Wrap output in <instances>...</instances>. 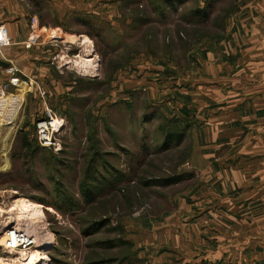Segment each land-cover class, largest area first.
<instances>
[{"label": "rangeland", "instance_id": "374dc122", "mask_svg": "<svg viewBox=\"0 0 264 264\" xmlns=\"http://www.w3.org/2000/svg\"><path fill=\"white\" fill-rule=\"evenodd\" d=\"M36 1L30 25L47 27L28 46L46 70L22 74L0 115V239L17 225L38 242L0 264L36 247L40 264H264V203L234 213L237 193L207 196L227 192L221 159L237 166L257 123L218 119L230 143L217 151L206 124L264 95V0ZM50 112L62 127L42 146ZM23 198L42 207L19 220Z\"/></svg>", "mask_w": 264, "mask_h": 264}, {"label": "crops", "instance_id": "0c3cea01", "mask_svg": "<svg viewBox=\"0 0 264 264\" xmlns=\"http://www.w3.org/2000/svg\"><path fill=\"white\" fill-rule=\"evenodd\" d=\"M45 1H47L49 7H51V1ZM36 3V0H0V26H5L8 35L13 40L11 46L4 47L5 54L2 53V55H0V60L9 64L13 62L18 65L20 69L24 71H22L23 75H28L32 82L41 80L42 78L39 76V71L46 70V66H42L44 62L38 57L37 48H30V46H28L29 41L37 40L39 35L43 34L41 32L44 30L43 28L47 27L43 25L41 26L43 28H38L37 26V28L33 29L30 25L32 19L42 21L41 14L37 13ZM68 6L69 3L68 5L61 3L59 10L66 9ZM44 7L46 6L43 5V8ZM56 14L58 15V13ZM259 44V47H255L258 56L254 59V63H259L257 75L260 82L264 85V40H262V32H260ZM27 61H29V66H27ZM7 80L8 75L6 73V68L0 66V84ZM230 108L231 109L219 106L216 110H211L213 113L212 116L217 120V123L208 121L206 124L208 129H210L211 124L213 133L217 132L218 137L215 138L213 136L212 139H214V141L207 144V148L217 151L230 143L223 140L225 134L222 133V130L225 129L226 125L222 126V121H218V119H222L225 115L232 112L239 115L240 109L246 112L247 116L244 117L252 118L257 123V125L254 126L257 129H253L255 138L256 134L261 135V137L257 142L243 141L239 144V148L243 147V156L239 158L237 166L228 163L226 158L221 159V165H227L228 173L218 176L219 179L223 177V189L227 192H223L222 194L213 192L207 194V196L211 195L212 198H220L219 196L221 195L222 198H226L224 195L233 194V198L238 194L239 201H236L238 204L228 206L234 213L253 207L262 210V203H264V140L262 141V135H264V95L245 98L239 106ZM213 160L214 159L208 160L207 165H212L213 167ZM212 173L214 174V169H212ZM230 197L228 196V198ZM223 204L224 203H222L221 207H227Z\"/></svg>", "mask_w": 264, "mask_h": 264}, {"label": "built area", "instance_id": "2783aa9c", "mask_svg": "<svg viewBox=\"0 0 264 264\" xmlns=\"http://www.w3.org/2000/svg\"><path fill=\"white\" fill-rule=\"evenodd\" d=\"M9 44H11V37L8 35L5 26H0V55H2L4 46ZM6 73L8 80L0 84V115L3 113L7 97L12 96L9 90L12 87L21 86V75L23 74L22 70L13 62H10L9 66L6 67ZM57 117L56 114L50 112L48 118L37 122L36 129L40 145L50 146L53 144L54 133L57 131L54 120ZM35 245L36 238L19 229L17 225L8 227L0 239V251L4 253L24 251Z\"/></svg>", "mask_w": 264, "mask_h": 264}, {"label": "bare ground", "instance_id": "6f19581e", "mask_svg": "<svg viewBox=\"0 0 264 264\" xmlns=\"http://www.w3.org/2000/svg\"><path fill=\"white\" fill-rule=\"evenodd\" d=\"M94 62H95L94 60H91L88 58H83L81 60V63H83L85 65H91V66L92 65L94 66ZM8 97H7V99H8ZM15 119H16V115H14L13 117H10L9 120H5V121H8L7 122L8 126L11 124L14 126V120ZM61 121L62 120L58 117L55 118V120H54V126L56 127L57 131H59L60 128L62 127ZM41 207L42 206L40 204H35L34 202H32L31 200H28L27 198H23V199L18 200V202L16 204V209H18L17 211H19L20 213L23 214V216H21L19 218V220L22 218L28 219L30 214H36L38 212V210L39 211L41 210ZM37 242H38V240H37ZM48 258H49V256L45 251H43L41 248L36 247L34 251L32 250L28 255L23 256L22 258H20L19 261L18 260H15V261L11 260V262L9 264H18V263L19 264H40L41 262H43L44 260H47Z\"/></svg>", "mask_w": 264, "mask_h": 264}, {"label": "water", "instance_id": "95a60500", "mask_svg": "<svg viewBox=\"0 0 264 264\" xmlns=\"http://www.w3.org/2000/svg\"><path fill=\"white\" fill-rule=\"evenodd\" d=\"M0 66H2V67H8L9 66V63H7V62H5V61H2V60H0Z\"/></svg>", "mask_w": 264, "mask_h": 264}]
</instances>
